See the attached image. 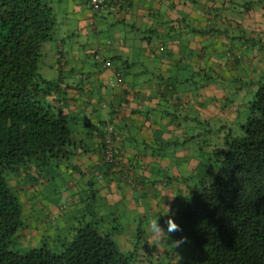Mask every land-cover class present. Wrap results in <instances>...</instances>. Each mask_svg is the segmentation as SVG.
Returning <instances> with one entry per match:
<instances>
[{
    "label": "crops",
    "instance_id": "1",
    "mask_svg": "<svg viewBox=\"0 0 264 264\" xmlns=\"http://www.w3.org/2000/svg\"><path fill=\"white\" fill-rule=\"evenodd\" d=\"M43 1L56 23L53 39L43 45L39 72L56 83L48 100L73 133L67 167H73L76 181L86 174L107 206L124 209L125 203L129 210L144 212L143 199L155 206L166 188L151 182L157 168L170 167L180 181L187 179L170 155L149 154L146 147L160 138L168 145L169 139L184 133L183 123L192 111L199 119L225 116L213 100L221 96V88L207 82L193 92L189 81L214 65L220 71L238 65L232 46L225 49V40L217 36L225 22L239 24L219 13L230 0H121L100 11H93L87 0ZM258 15H264V6L257 13L246 5L243 25L252 29ZM214 43L222 44L223 55L228 51L232 63L210 50ZM107 125L113 128L119 154L115 167L122 168L121 174L102 160ZM177 156L185 170L193 169L186 150L179 149ZM77 192L74 203L84 200L77 199ZM96 215L102 218V211Z\"/></svg>",
    "mask_w": 264,
    "mask_h": 264
},
{
    "label": "trees",
    "instance_id": "2",
    "mask_svg": "<svg viewBox=\"0 0 264 264\" xmlns=\"http://www.w3.org/2000/svg\"><path fill=\"white\" fill-rule=\"evenodd\" d=\"M55 23L43 0H0V264H136L133 254L123 253L113 236L100 230V219L59 240L60 251L46 243L25 252L13 248L22 205L6 173L35 175L32 166L69 160L74 145L67 120L48 100L56 83L39 72L42 48L53 39ZM248 110L243 134L217 153L212 180L185 193L169 216L179 226L171 239L205 250L208 264H264V77ZM102 160L121 174L118 159ZM87 183L90 210L98 218L92 210L94 183Z\"/></svg>",
    "mask_w": 264,
    "mask_h": 264
},
{
    "label": "rangeland",
    "instance_id": "3",
    "mask_svg": "<svg viewBox=\"0 0 264 264\" xmlns=\"http://www.w3.org/2000/svg\"><path fill=\"white\" fill-rule=\"evenodd\" d=\"M246 5L258 13L264 6V0H230L224 4V8L219 9L222 17L238 19L239 24L235 23L232 27L225 22L220 28L221 33L217 35L225 40V49L232 46L230 50L232 55L238 56V65L222 71L214 65L206 75L193 74L189 81L193 92H196V86L207 82H213L221 88V96L213 100L224 108L225 116L211 114L199 119L192 111L191 119L183 123L184 133L169 139L168 145L165 138H160L155 145L146 147L149 154L170 155L178 171L187 179L180 181L170 167L162 170L157 168L151 182H155L158 189V184H165L164 187L173 190V193L165 188L161 191L163 194L156 198L160 202H156L155 206H152L151 199L147 201L144 198L143 204L140 203L144 212L129 210L125 203L124 209L116 205L109 207L103 202L104 206L96 195L92 210L102 211V218H96L90 210L89 179L84 174L82 180L76 181L73 167H67L69 160L53 159L47 164L32 166L36 174L31 176L24 177L20 171L6 173L22 205L21 227L13 240L15 250L25 252L46 243L52 250L60 251L59 240L71 238L79 226L100 219L97 221L100 230L110 233L123 253L133 254L132 260H136V264H208L205 250L188 241L176 244L170 233L157 239L147 231V224L158 216V223L165 226V221L173 209L180 205L185 193L212 180L218 165L215 160L217 153L226 150V142L243 134L242 124L249 116L248 104L264 77V15L257 16L251 23L254 24L252 29L246 28L241 19ZM120 28L128 27L120 25ZM210 50H218V58L223 62L231 57L228 51L226 53L229 56L225 52L223 55L221 43H214ZM229 61L232 63L233 59ZM140 148L143 149V146ZM179 149L186 150L187 155L193 158L192 170H185L184 164L179 163ZM74 192H77V199L84 200L74 203ZM167 193L170 195L166 196ZM138 254L140 258L137 259Z\"/></svg>",
    "mask_w": 264,
    "mask_h": 264
},
{
    "label": "built area",
    "instance_id": "4",
    "mask_svg": "<svg viewBox=\"0 0 264 264\" xmlns=\"http://www.w3.org/2000/svg\"><path fill=\"white\" fill-rule=\"evenodd\" d=\"M121 0H87V3L89 4L90 8L93 11H100L106 6H109L111 4H116L117 2H120ZM107 134L103 139V158L104 161L107 163H113L114 161H117V158L115 155L117 153V148L115 141L112 136L113 128L111 125L106 126Z\"/></svg>",
    "mask_w": 264,
    "mask_h": 264
},
{
    "label": "clouds",
    "instance_id": "5",
    "mask_svg": "<svg viewBox=\"0 0 264 264\" xmlns=\"http://www.w3.org/2000/svg\"><path fill=\"white\" fill-rule=\"evenodd\" d=\"M179 230V226L173 222L172 218H168L165 221V226H161L158 223V216L155 218H152L150 222L147 224V231L152 235L153 237L159 239L163 236H167L169 233L175 232ZM176 244L179 243V241L175 242Z\"/></svg>",
    "mask_w": 264,
    "mask_h": 264
}]
</instances>
